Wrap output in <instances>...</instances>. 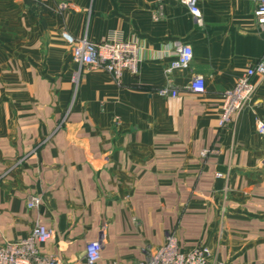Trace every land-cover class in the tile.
<instances>
[{"label":"crops","instance_id":"1","mask_svg":"<svg viewBox=\"0 0 264 264\" xmlns=\"http://www.w3.org/2000/svg\"><path fill=\"white\" fill-rule=\"evenodd\" d=\"M198 5L203 26L179 0H0V244L41 224L61 264H88L99 239L97 264H136L173 233L212 264H264V79L220 127L223 94L264 53L258 0ZM113 35L139 42V74L78 77V42ZM179 43L194 58L170 72Z\"/></svg>","mask_w":264,"mask_h":264},{"label":"built area","instance_id":"2","mask_svg":"<svg viewBox=\"0 0 264 264\" xmlns=\"http://www.w3.org/2000/svg\"><path fill=\"white\" fill-rule=\"evenodd\" d=\"M179 1L189 9L197 24L203 26L199 0ZM255 16L264 29V0H258ZM140 52L141 48L137 40H125L121 36L113 35L102 42H94L84 37L73 49V61L78 67V77L86 69L105 71L111 74L115 82L120 85L125 73L133 76L139 74ZM175 55L176 58L168 69L170 72L185 69L191 65L194 58L193 47L190 44L179 43L175 47ZM256 76L264 79V53L257 63L250 66L239 77L235 86L223 94L220 127L225 128L231 125L234 115L249 103L258 87V83L254 81ZM190 88L196 94H204L206 92L205 80L202 77H195ZM159 93L162 96L176 97L178 90L173 86H167ZM258 128L264 133V124L259 122ZM209 154V150L202 152L204 157ZM42 204V198L39 196H32L27 202L29 209L40 208ZM52 237V230L39 224L28 238L14 243L0 244V264H61L58 258L43 255L37 247V244H46ZM104 244L103 239L89 244L86 250L88 264L99 262ZM144 254L145 259L136 264H212L213 261V254L209 247L200 245L191 252L183 251L173 233L167 236L163 246L156 249L147 247L144 249Z\"/></svg>","mask_w":264,"mask_h":264}]
</instances>
